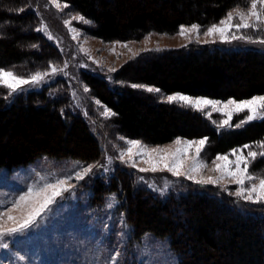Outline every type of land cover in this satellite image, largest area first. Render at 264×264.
Instances as JSON below:
<instances>
[{
    "label": "trees",
    "instance_id": "16d2710c",
    "mask_svg": "<svg viewBox=\"0 0 264 264\" xmlns=\"http://www.w3.org/2000/svg\"><path fill=\"white\" fill-rule=\"evenodd\" d=\"M58 1L90 22L86 31L92 36L126 41L151 32L172 33L181 25L215 24L251 0ZM29 2L0 0L2 68L33 67L58 58L57 48L37 31L38 17ZM80 80L102 106L115 113L113 125L130 139L161 145L178 137H206L211 155L264 141V119L219 130L200 112L158 101L152 93L132 87L158 88L165 96L182 93L217 100L264 96L261 48L190 45L147 52L116 71L117 85L84 70ZM57 84L16 95L0 88V169L25 167L43 157L91 165L103 161L98 137L72 107L65 89L51 91ZM257 162L256 166L264 167V156ZM184 188L161 197L137 186L129 171L117 168L107 180L103 176L94 179L91 200L100 205L107 195L116 194L118 210L130 226V240L137 242L147 233L166 238L180 264H264L262 207H239L207 185Z\"/></svg>",
    "mask_w": 264,
    "mask_h": 264
},
{
    "label": "rangeland",
    "instance_id": "374dc122",
    "mask_svg": "<svg viewBox=\"0 0 264 264\" xmlns=\"http://www.w3.org/2000/svg\"><path fill=\"white\" fill-rule=\"evenodd\" d=\"M252 0L245 6H238L230 10L234 16L233 23L238 22L237 10L246 12L250 9ZM30 9L38 17L39 32L57 48L56 60H51L43 64H35L33 67L27 65H17L15 67H0V69L12 71L19 77L30 79L33 75L42 74V79L35 84L23 86V90L12 95L26 93L31 90H39L45 86L58 83L56 93H61L65 89L71 100L72 107L84 116L95 135L98 137L101 148L104 151V159L96 165L86 164L76 160H57L43 157L36 162L25 167L12 170L0 169V211H4L11 206L12 202L24 195L28 188L39 189L49 183H56L59 180H67L64 187H69V191L56 199L50 206V211L44 214L41 226L23 234L7 236L0 243H7L8 247H0V264H180L178 255L170 246L166 238H158L150 233L141 237L137 242L130 240V226L125 222L124 212L118 210L119 200L116 194L106 196L100 205L92 203V183L95 178L103 176L105 180L109 178L115 169L123 168L134 175L137 186L147 188L158 196L164 197L170 191H184V187L194 188L195 180L188 179L185 175L173 176L170 172L141 173L137 169L148 167L141 161L140 156L135 153L138 148H133V158L136 161V168L128 163V156L121 155L129 147V141H139L142 146L148 148H163L175 152L177 148H183L175 144L179 138L182 141H192L198 139H187L178 137L171 142L161 145H151L140 139H130L119 133L113 125V115L106 113L102 106L90 93L89 88L80 80V72L87 71L107 78L114 86V74L123 65L134 60L139 55L147 52H161L172 49L185 48L190 45L220 46L223 48H261L264 49V27H254L241 29L235 32L239 39L229 38L227 42H222L220 36H206L204 33L213 25H218L221 20L208 26H199V35L195 31L181 36L179 26L172 33L151 32L138 40H115L104 41L89 34L86 30L91 27L90 22L74 19L82 17L71 9L66 3L58 0H30ZM67 5V7H65ZM259 7V6H258ZM254 22V21H250ZM192 25H183L191 27ZM255 33V34H254ZM258 34L256 38L254 35ZM125 45H127L125 47ZM53 68L56 69L53 72ZM111 70V71H110ZM65 86H61V83ZM122 84V83H118ZM146 87H141L146 91ZM7 91V88L0 86ZM87 89V90H86ZM138 89V88H136ZM140 89V88H139ZM147 93H150L146 91ZM52 93V92H51ZM158 101L168 102L169 96H187L195 99H210L205 97H193L182 93L163 95L159 92H151ZM236 100L237 102L249 100ZM217 100V99H210ZM227 100H218L227 102ZM174 103L180 107L190 108L200 112L208 118L219 130L241 128L248 123L236 127L249 113L247 111L233 113L231 127H219V123L227 116L221 112L213 111L212 108L205 107L197 110L186 105L183 101L175 100ZM108 112L112 113L110 110ZM264 114V113H262ZM90 116V118H89ZM261 120L259 117L252 121ZM250 121V122H252ZM264 143L260 142L259 144ZM208 141L200 154V159L206 165L198 172L191 173L196 179H207L209 177L218 179L220 173L214 171L217 164L224 161H217L218 155H228L230 160L235 157L230 156L232 152L226 154L211 155L208 152ZM259 144L252 146L251 150L260 152ZM196 146H193L184 157L183 172L192 166L196 157ZM247 150H245V154ZM263 156H257L251 161L249 172L258 177L264 178V167L256 164ZM213 161H216L214 164ZM94 166L90 174L84 179L77 181L75 176L82 171L83 167ZM234 167V165H233ZM258 183L257 181H253ZM246 181L245 187L251 183ZM210 186L222 196L229 197L233 204L239 207H246L247 204L260 206V213H264V202L253 203L235 195L238 185L229 178L220 180L216 184H200ZM182 189V190H181ZM111 205V206H110ZM30 206L25 207L23 213L16 211L13 215L20 217L26 215ZM6 228L13 227L11 222H6ZM116 257V261L112 257Z\"/></svg>",
    "mask_w": 264,
    "mask_h": 264
},
{
    "label": "snow or ice",
    "instance_id": "6c2138e0",
    "mask_svg": "<svg viewBox=\"0 0 264 264\" xmlns=\"http://www.w3.org/2000/svg\"><path fill=\"white\" fill-rule=\"evenodd\" d=\"M259 6V7H258ZM67 7V5H65ZM236 16L238 17V22L233 23L234 16L232 13H228L226 18L221 20L218 25H213L207 29L204 33L206 36L219 35L222 42H227L229 38L239 39L242 37L236 36L235 32H239L241 29L258 28L264 27V0H252L250 9L246 12H241L237 10ZM74 19L83 20V17H74ZM254 21V22H250ZM235 29V32H233ZM41 29H37L40 31ZM195 31L199 35L200 29L198 25H192L191 27L181 26L179 29V34L184 36L185 34H190ZM264 43V41H261ZM127 45H125L126 47ZM56 69L53 68V72ZM111 71V70H110ZM42 79V74L33 75L30 79H25L23 77L17 76L12 71L0 69V86L7 88L8 94L23 90V86L29 84L38 83ZM133 88L145 87L143 85H132ZM87 90V89H86ZM148 92H159L160 89L153 87H146ZM168 102H173L175 100L183 101L186 105L192 106L197 110H203L205 107H211L213 111L221 112L223 115L227 116V119L219 123V127H231V119L233 113H240L247 111L249 115L245 117L244 120L237 124L236 127H240L241 124L248 123L257 117L264 119V96L255 97L249 100L237 102L234 99H229L227 102H221L218 100L210 99H191L187 96H169ZM109 115H115V113H110L106 110ZM183 143V148H177L175 152L163 148H148L147 146H142L139 141H129V147L125 153L121 155V161L124 162V156H128V163L133 168H136V161L133 156V148H138L139 151L135 153L136 156H140L142 159L140 162L147 164L148 167L138 168L137 170L141 173H156V172H170L173 176L179 177L185 175L190 180H195L199 184H216L220 180L225 178L232 179L237 185V191L235 195L253 203L264 202V178H258L249 172V166L251 161L255 160L256 157L264 156V143L259 144L262 149L259 153L252 151L251 145H244L241 148L233 149L229 154L235 157L234 160H230L228 155H218L216 157L217 161H224L223 164H217L214 171L220 173L218 179H213L211 177L207 179H196L191 173L198 172L201 167L206 165L200 159V154L203 151L207 138H202L199 140L192 141H182L177 139L175 144L181 145ZM193 146H196V157L193 161L192 166L183 172L184 168V157L188 155V152ZM245 150L247 153L245 154ZM215 164L216 161H213ZM234 165V167H233ZM94 166L83 167L82 171L78 172L75 176L77 181L82 180L90 174ZM255 183L253 181H257ZM246 181L253 182L249 187H245ZM68 183L67 180H59L56 183H49L44 185L42 188L34 189L28 188L24 195L19 196L18 199L14 200L10 207L4 211H0V241H3L7 236H13L16 234H23L32 229L41 226L43 216L45 213L50 211V206L56 202V199L64 192L69 191V187H64ZM30 206L27 214H22L20 217L13 215L16 211H21L25 207ZM111 206V205H110ZM6 222H11L14 226L6 228L4 225ZM0 247L7 248V243H0ZM112 260L115 262L116 257L113 256Z\"/></svg>",
    "mask_w": 264,
    "mask_h": 264
}]
</instances>
